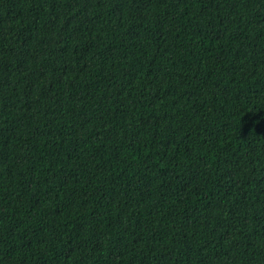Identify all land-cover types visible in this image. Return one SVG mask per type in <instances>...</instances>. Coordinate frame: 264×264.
Here are the masks:
<instances>
[{
	"label": "trees",
	"instance_id": "trees-1",
	"mask_svg": "<svg viewBox=\"0 0 264 264\" xmlns=\"http://www.w3.org/2000/svg\"><path fill=\"white\" fill-rule=\"evenodd\" d=\"M0 264H264V0H0Z\"/></svg>",
	"mask_w": 264,
	"mask_h": 264
}]
</instances>
